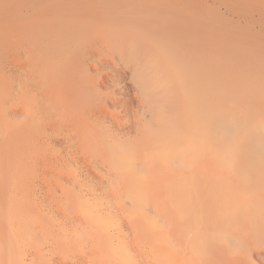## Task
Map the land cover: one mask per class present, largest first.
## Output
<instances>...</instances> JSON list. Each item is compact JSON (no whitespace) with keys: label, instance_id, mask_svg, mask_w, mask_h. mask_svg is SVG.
I'll use <instances>...</instances> for the list:
<instances>
[{"label":"bare ground","instance_id":"6f19581e","mask_svg":"<svg viewBox=\"0 0 264 264\" xmlns=\"http://www.w3.org/2000/svg\"><path fill=\"white\" fill-rule=\"evenodd\" d=\"M36 1L0 5V264H264V152L205 147L203 0Z\"/></svg>","mask_w":264,"mask_h":264},{"label":"rangeland","instance_id":"374dc122","mask_svg":"<svg viewBox=\"0 0 264 264\" xmlns=\"http://www.w3.org/2000/svg\"><path fill=\"white\" fill-rule=\"evenodd\" d=\"M27 1L24 0L25 3ZM31 1L36 4V0ZM39 1L41 4V0ZM36 2L39 4L38 1ZM203 3L205 4H202L203 11H201L203 13L201 12V17L203 18L201 20L205 25L203 38L206 50L204 54L206 53V55H204V57L211 61L209 62L210 64H207V62L205 63V73L208 75L206 76L207 80L206 78L204 79L208 81L207 84L205 82V87L209 85L207 89L217 88L218 90L217 93H215L213 89L214 94L210 92L211 89L208 90L210 94L216 97L213 96V104L206 102L204 108L205 118L203 130L205 135V147L209 148L211 138L215 135L219 163L225 167L239 166L242 163L245 165L247 157L249 158L248 154L257 151L264 152V0H203ZM2 4L4 3H2L1 0L0 5L4 7ZM1 45L3 46L0 47V69H2L0 70V74H2L1 83L3 81L2 85L5 86L4 84L7 80L6 71L8 69V67L5 66L8 65L9 52L7 49V42L3 41ZM116 55L117 54H114L113 58L120 64L119 68H121V71L124 73L123 84L127 87L124 96L128 98L131 97L130 99L132 100L134 99L135 101L133 100V104L136 103L134 106L137 107L139 102L135 96L134 84L130 80V69L127 68L129 65L124 64L123 61H119L118 55ZM109 58L111 59V57H108V61L110 60ZM211 63L214 69L216 67L218 68H216L218 71L214 70L211 72L213 69H210V71L208 70L207 72V68L209 69L210 66V68H212ZM111 65L112 63L110 60L109 66ZM93 69L91 68L93 74L98 73L96 68L94 71ZM208 73H219L218 78L216 75L218 81L214 79L215 76L211 79ZM208 79H210V81ZM214 81L216 82L214 83ZM112 89L113 87H103L101 91L102 93H108ZM207 89L205 90L209 95ZM4 103L5 106H7L5 101ZM110 109L114 111V109L117 108L110 106ZM130 115H132V112ZM108 119L110 120V118ZM61 146L63 147L64 144H57L56 148L59 150L62 148ZM80 150V147L76 146L74 150L75 159L78 158L83 162L84 160L79 156ZM63 151L62 153L65 157H70V155L66 153V150ZM70 159L71 163L77 167V160L75 161L74 158L72 160L71 157ZM126 160L131 163L135 161V157L129 156L126 157ZM45 177L50 178L51 176L46 173ZM65 184L68 188L74 186L71 181L67 180Z\"/></svg>","mask_w":264,"mask_h":264}]
</instances>
